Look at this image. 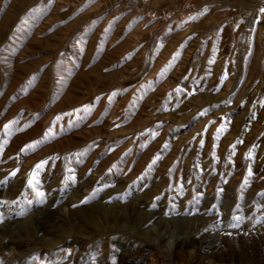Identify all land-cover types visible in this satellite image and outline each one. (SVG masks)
<instances>
[{
	"label": "rangeland",
	"instance_id": "rangeland-1",
	"mask_svg": "<svg viewBox=\"0 0 264 264\" xmlns=\"http://www.w3.org/2000/svg\"><path fill=\"white\" fill-rule=\"evenodd\" d=\"M132 251L264 264V0H0V264Z\"/></svg>",
	"mask_w": 264,
	"mask_h": 264
},
{
	"label": "bare ground",
	"instance_id": "bare-ground-1",
	"mask_svg": "<svg viewBox=\"0 0 264 264\" xmlns=\"http://www.w3.org/2000/svg\"><path fill=\"white\" fill-rule=\"evenodd\" d=\"M48 184V183H47ZM9 218V217H8ZM208 225V224H207ZM214 240V239H213ZM180 246V245H179ZM207 246V245H206ZM145 248V247H144ZM143 247L141 248V251L140 252H137V253H144V251H146L147 248L144 249ZM148 250V249H147ZM203 250V249H202ZM201 250V251H202ZM136 252H130L129 253V256L131 257L130 259H132V262L133 264H151L150 261H149V258L146 259V257L143 255V256H138ZM148 252V251H147ZM203 252V251H202ZM205 252V251H204ZM181 253V252H180ZM158 257V256H157ZM139 258H142L143 261L142 262H136L137 259ZM129 259V258H128ZM136 259V260H135ZM214 259L215 261L218 263V264H233V263H238V264H242V261H234V257H224V256H217V255H214ZM157 260V259H156ZM141 261V260H140ZM123 264V263H122ZM131 264V263H130Z\"/></svg>",
	"mask_w": 264,
	"mask_h": 264
},
{
	"label": "snow or ice",
	"instance_id": "snow-or-ice-1",
	"mask_svg": "<svg viewBox=\"0 0 264 264\" xmlns=\"http://www.w3.org/2000/svg\"><path fill=\"white\" fill-rule=\"evenodd\" d=\"M220 130L218 129V132H219ZM39 167V166H38ZM29 183H31V181H29ZM40 195H43L42 193H40Z\"/></svg>",
	"mask_w": 264,
	"mask_h": 264
}]
</instances>
